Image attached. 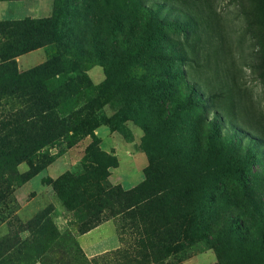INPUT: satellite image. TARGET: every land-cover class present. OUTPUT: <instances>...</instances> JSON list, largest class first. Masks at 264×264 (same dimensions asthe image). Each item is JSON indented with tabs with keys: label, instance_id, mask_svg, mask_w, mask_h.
Instances as JSON below:
<instances>
[{
	"label": "rangeland",
	"instance_id": "obj_1",
	"mask_svg": "<svg viewBox=\"0 0 264 264\" xmlns=\"http://www.w3.org/2000/svg\"><path fill=\"white\" fill-rule=\"evenodd\" d=\"M54 3L87 42L0 65V264H264V0ZM142 186L139 219L105 194Z\"/></svg>",
	"mask_w": 264,
	"mask_h": 264
},
{
	"label": "trees",
	"instance_id": "obj_2",
	"mask_svg": "<svg viewBox=\"0 0 264 264\" xmlns=\"http://www.w3.org/2000/svg\"><path fill=\"white\" fill-rule=\"evenodd\" d=\"M57 14L56 3H54L53 13L49 18H26L19 21L0 22V65L8 61H14L18 56L42 47L54 46L63 53L70 49L72 41L78 47L87 42L84 27L77 30L78 35L73 39L74 36L64 31L61 24L57 26ZM91 40V45L96 44L93 37ZM60 58V55L50 58L31 74H36V76L40 77L44 74L46 76L48 74L54 76L64 72ZM40 99H42L40 105V111L43 114L42 118H46L45 116L47 114L52 115L51 111L46 108V102L42 96ZM54 124L59 127H64L58 118H55ZM105 194H108V198L118 203L119 206L121 204L125 205L126 208L124 210L130 217L138 218L137 216H143L147 212L149 213V209H145L143 206L148 200V197H146V188L143 186L128 192H122L115 188L108 189ZM95 227L97 226L84 231L83 234Z\"/></svg>",
	"mask_w": 264,
	"mask_h": 264
},
{
	"label": "crops",
	"instance_id": "obj_3",
	"mask_svg": "<svg viewBox=\"0 0 264 264\" xmlns=\"http://www.w3.org/2000/svg\"><path fill=\"white\" fill-rule=\"evenodd\" d=\"M53 9L54 0H0V22L49 18ZM43 50L39 48L20 55L16 62L23 68L33 66L40 61ZM79 243L89 257L109 252L121 245L112 222H106L81 235Z\"/></svg>",
	"mask_w": 264,
	"mask_h": 264
}]
</instances>
